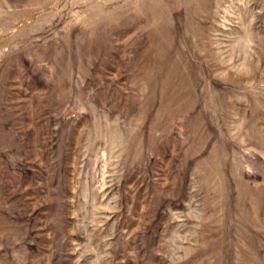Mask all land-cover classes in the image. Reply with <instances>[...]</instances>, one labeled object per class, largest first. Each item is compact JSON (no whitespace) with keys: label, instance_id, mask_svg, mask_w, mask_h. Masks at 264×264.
Returning <instances> with one entry per match:
<instances>
[{"label":"rangeland","instance_id":"374dc122","mask_svg":"<svg viewBox=\"0 0 264 264\" xmlns=\"http://www.w3.org/2000/svg\"><path fill=\"white\" fill-rule=\"evenodd\" d=\"M0 264H264V0H0Z\"/></svg>","mask_w":264,"mask_h":264}]
</instances>
